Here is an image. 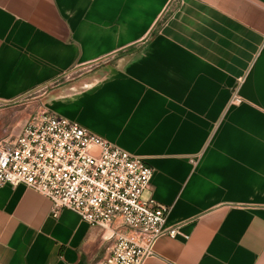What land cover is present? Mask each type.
I'll use <instances>...</instances> for the list:
<instances>
[{"label":"crops","instance_id":"crops-1","mask_svg":"<svg viewBox=\"0 0 264 264\" xmlns=\"http://www.w3.org/2000/svg\"><path fill=\"white\" fill-rule=\"evenodd\" d=\"M85 66L36 107L152 167L142 196L178 233L141 264H264V0H0V139L17 98ZM50 206L0 185V264L103 259L102 230Z\"/></svg>","mask_w":264,"mask_h":264},{"label":"built area","instance_id":"built-area-1","mask_svg":"<svg viewBox=\"0 0 264 264\" xmlns=\"http://www.w3.org/2000/svg\"><path fill=\"white\" fill-rule=\"evenodd\" d=\"M151 174L141 156L44 107L33 109L14 137L0 139V185L22 184L50 201L53 216L67 208L99 227L109 249L95 264H141L158 237L178 233L165 224L168 207L142 196Z\"/></svg>","mask_w":264,"mask_h":264},{"label":"rangeland","instance_id":"rangeland-1","mask_svg":"<svg viewBox=\"0 0 264 264\" xmlns=\"http://www.w3.org/2000/svg\"><path fill=\"white\" fill-rule=\"evenodd\" d=\"M90 68H92V67H90V66L89 67H83L80 70H72V71H69V72H67V73H70V74H68L69 75L68 78L74 77L75 75H78L81 72L87 71ZM43 91L44 90H39V89L37 90L36 89V90L31 91V92H28L24 96H21V97L17 98L16 101H14L12 103V105L13 104H17L18 105L17 106V109H23L24 112L28 114V113L31 112L32 109H36L37 108L36 107L37 97L40 96Z\"/></svg>","mask_w":264,"mask_h":264}]
</instances>
